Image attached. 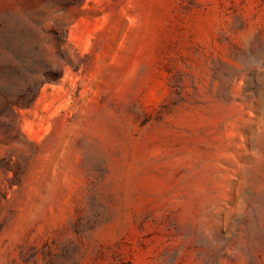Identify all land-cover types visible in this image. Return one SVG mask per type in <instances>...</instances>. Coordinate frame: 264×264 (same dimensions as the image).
Returning a JSON list of instances; mask_svg holds the SVG:
<instances>
[{"label":"rangeland","instance_id":"obj_1","mask_svg":"<svg viewBox=\"0 0 264 264\" xmlns=\"http://www.w3.org/2000/svg\"><path fill=\"white\" fill-rule=\"evenodd\" d=\"M0 264H264V0H0Z\"/></svg>","mask_w":264,"mask_h":264},{"label":"trees","instance_id":"obj_2","mask_svg":"<svg viewBox=\"0 0 264 264\" xmlns=\"http://www.w3.org/2000/svg\"><path fill=\"white\" fill-rule=\"evenodd\" d=\"M33 100V99H30V101Z\"/></svg>","mask_w":264,"mask_h":264}]
</instances>
